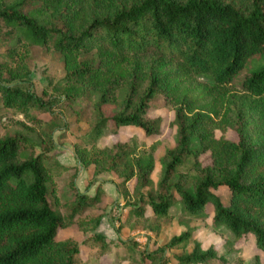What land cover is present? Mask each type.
Returning a JSON list of instances; mask_svg holds the SVG:
<instances>
[{
	"label": "trees",
	"instance_id": "16d2710c",
	"mask_svg": "<svg viewBox=\"0 0 264 264\" xmlns=\"http://www.w3.org/2000/svg\"><path fill=\"white\" fill-rule=\"evenodd\" d=\"M0 25L6 27L0 46L10 41L0 51V117L13 112L42 123L39 111L51 108V101L22 84L29 80L25 60L32 45L62 54L65 107L82 100L90 109L83 150L106 125L153 133L158 119L147 117V108H175L177 138L162 159L159 191L140 194L129 216L144 217L148 206L153 219L165 217L177 201L199 216L211 204L214 226L229 228L234 240L251 232L264 251V0H0ZM243 69L238 93L230 86ZM15 78L20 81H3ZM90 92L96 96L89 103ZM218 126L234 127L237 139L215 136ZM103 151L111 158L106 168L123 180L150 182L153 156L135 141ZM206 151L210 161L203 164L199 156ZM56 172L25 134L0 136V264H91L105 250L100 231L83 239L101 245L85 260L75 239L56 238L62 225L50 201ZM219 186L228 188V203L215 192ZM74 194L68 220L95 198L77 189ZM189 235L174 234L167 244H184ZM220 258L199 245L177 255L180 263Z\"/></svg>",
	"mask_w": 264,
	"mask_h": 264
},
{
	"label": "rangeland",
	"instance_id": "374dc122",
	"mask_svg": "<svg viewBox=\"0 0 264 264\" xmlns=\"http://www.w3.org/2000/svg\"><path fill=\"white\" fill-rule=\"evenodd\" d=\"M5 30L6 27L0 25L1 37ZM9 43V40H3L0 51ZM25 64L29 80L22 84H29L37 94L51 101V108L39 111L42 123L29 121L20 113L3 115L0 117V136L15 132L25 134L33 142L34 152L45 153L47 164L53 170L59 169L50 197L53 207L62 215V225L57 228L56 238L75 239L79 244L80 260L100 250L101 245L83 242L84 238L100 231L107 245L103 252L96 254L97 263L91 264H203L178 262L177 255L192 251L196 245L202 249L212 248L221 257L213 264H264V251L256 245L253 233L248 232L234 240L229 228L212 224L211 204H207L205 213L199 216L187 213L178 201L165 217L153 219L148 206L144 217L129 216V205L136 202L140 194L146 197L149 192L155 196L159 191L162 159L166 149L174 147L177 138L175 108L164 104L147 108L146 116L158 119L157 130L153 133L146 134L141 127L132 124L119 125L115 129L106 125L104 132L83 150L84 138L90 130L91 113L82 100L76 106L65 107L63 90L68 84L62 54L51 47L32 45ZM246 72L247 69H243L232 81L230 88L233 91L243 93L241 80ZM197 80L207 84L211 82L206 77H198ZM199 91L200 88L195 89L192 95ZM95 96L91 93L87 101L90 103ZM76 109H79V114ZM214 133L231 139L238 137L232 126H218ZM128 140L135 141L138 149H145L153 156L151 180L145 186L137 183L136 176L123 180L118 171L106 168L111 158L103 150ZM193 143L197 142L194 140ZM199 158L203 164L209 162V152L201 153ZM75 189L95 198L85 202L87 206L82 211L77 210L68 220L71 207L76 203ZM215 192L225 203L229 202L230 192L226 186H219ZM97 216L100 218L96 226L94 219ZM186 230L190 235L184 244H167L172 235Z\"/></svg>",
	"mask_w": 264,
	"mask_h": 264
}]
</instances>
